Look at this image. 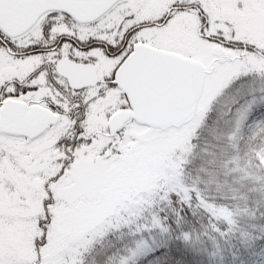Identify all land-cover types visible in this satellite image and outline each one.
I'll return each instance as SVG.
<instances>
[{
    "label": "snow or ice",
    "instance_id": "snow-or-ice-1",
    "mask_svg": "<svg viewBox=\"0 0 264 264\" xmlns=\"http://www.w3.org/2000/svg\"><path fill=\"white\" fill-rule=\"evenodd\" d=\"M0 264H264V0H0Z\"/></svg>",
    "mask_w": 264,
    "mask_h": 264
}]
</instances>
